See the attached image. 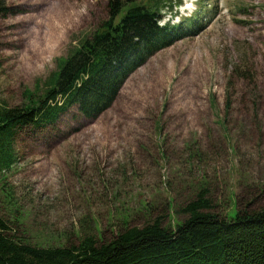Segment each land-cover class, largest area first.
<instances>
[{"label": "rangeland", "instance_id": "rangeland-1", "mask_svg": "<svg viewBox=\"0 0 264 264\" xmlns=\"http://www.w3.org/2000/svg\"><path fill=\"white\" fill-rule=\"evenodd\" d=\"M182 1L165 0L160 28L197 27L152 52L110 109L92 119L73 106L21 132L17 164L0 172L12 235L67 247L156 220L173 230L204 194L228 220L264 209V0ZM5 2L0 103L17 108L107 20L109 0Z\"/></svg>", "mask_w": 264, "mask_h": 264}, {"label": "trees", "instance_id": "trees-1", "mask_svg": "<svg viewBox=\"0 0 264 264\" xmlns=\"http://www.w3.org/2000/svg\"><path fill=\"white\" fill-rule=\"evenodd\" d=\"M5 3L0 0V16L8 12ZM164 3L109 0L107 20L60 62L41 95L26 92L27 103L17 108L0 103V172L17 164L22 131L54 124L73 106L86 118L99 117L152 52L192 33L193 20L160 28ZM233 104L228 92L226 115ZM211 208L204 194L186 207L188 218L173 230L156 220L110 241L88 234L67 247H37L19 239L0 212V264H264V209L240 210L228 220Z\"/></svg>", "mask_w": 264, "mask_h": 264}]
</instances>
